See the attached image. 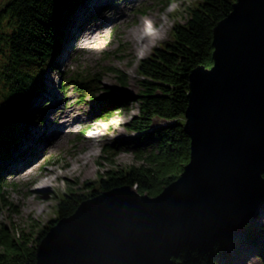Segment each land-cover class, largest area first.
<instances>
[{
    "label": "water",
    "instance_id": "obj_1",
    "mask_svg": "<svg viewBox=\"0 0 264 264\" xmlns=\"http://www.w3.org/2000/svg\"><path fill=\"white\" fill-rule=\"evenodd\" d=\"M211 67L188 80L190 160L158 195L130 186L83 201L41 239L36 264H171L227 239L264 208V0H237L212 30Z\"/></svg>",
    "mask_w": 264,
    "mask_h": 264
},
{
    "label": "rangeland",
    "instance_id": "obj_2",
    "mask_svg": "<svg viewBox=\"0 0 264 264\" xmlns=\"http://www.w3.org/2000/svg\"><path fill=\"white\" fill-rule=\"evenodd\" d=\"M5 1L0 0V5ZM199 1L108 0L98 5L92 0L76 2L59 29L50 66L39 72L43 89L35 94L27 113L12 131L16 141L11 143L10 156L0 158V177L7 201L5 205L0 197L1 221L13 226L15 232L24 230L37 236L57 218L58 201L70 189L84 194L89 186L84 183L98 187L106 170L142 162L137 135L126 127L139 111L138 65L154 48L171 39L174 25L186 22L189 9ZM139 9H144V13ZM100 18L104 22H99ZM84 22L86 30L93 28L90 42L84 47L73 45L66 53L61 40L70 37L77 27L82 29ZM141 23L143 27L148 24L142 36L148 34L151 40L136 51L128 32L142 27ZM68 40V44L73 42ZM111 68L125 74V84L120 83L118 72ZM77 73L86 78L89 86L81 92L75 90L71 81ZM74 109L88 112L63 127L64 136L58 140L56 133L50 131L58 128L59 121L46 128L45 122L57 111L67 113ZM164 123L159 118L154 121L155 126ZM35 126L39 140L31 136ZM48 135L51 142L41 147L43 136ZM35 153L37 159L28 161ZM31 165L30 171L19 174ZM44 182L49 185L36 194L28 191ZM250 225L254 228V241L246 240L245 227L228 237V256L219 258L220 264H264V208Z\"/></svg>",
    "mask_w": 264,
    "mask_h": 264
},
{
    "label": "trees",
    "instance_id": "obj_3",
    "mask_svg": "<svg viewBox=\"0 0 264 264\" xmlns=\"http://www.w3.org/2000/svg\"><path fill=\"white\" fill-rule=\"evenodd\" d=\"M77 1L6 0L0 5V107L4 111L0 114V158L10 156L11 143L16 141L12 131L27 113L35 94L43 89L39 72L50 66L59 29ZM236 1L200 0L189 9L186 22L174 25L171 39L139 63V111L126 127L137 135L142 162L106 170L98 187L84 183L89 185L84 194L70 189L58 201L57 218L37 236L24 230L15 232L13 226L0 220V264H36L41 239L83 201L123 186L156 196L181 175L190 160V139L183 129L188 77L197 66H212V30L232 11ZM111 69L125 84V74ZM71 81L77 92L89 88L86 78L78 73ZM156 118L165 123L155 126ZM3 186L0 177V197L6 205ZM244 234L246 240L254 241L252 225L245 227ZM227 256L226 241L219 239L207 245H184L171 264H220L219 258Z\"/></svg>",
    "mask_w": 264,
    "mask_h": 264
},
{
    "label": "bare ground",
    "instance_id": "obj_4",
    "mask_svg": "<svg viewBox=\"0 0 264 264\" xmlns=\"http://www.w3.org/2000/svg\"><path fill=\"white\" fill-rule=\"evenodd\" d=\"M94 1H97V5L98 4H102V3H106V1H108V0H92V2L94 3ZM90 2V1H89ZM93 3H91V5H90V8L93 6ZM105 4H103L102 6H104ZM96 6V5H95ZM94 6V7H95ZM90 8H87V11H89V9ZM111 8V7H110ZM109 8V9H110ZM109 9H108V11H109ZM107 12V11H106ZM118 15H115L114 17L116 18ZM104 18H100V20H99V22H104ZM84 24H86L85 22L83 23V26H81V28L82 29H80L79 27H77L76 29H74L73 30V32H72V34L70 35V37H68L66 40L65 39H62L61 41L63 42L62 44H61V48H62V50H64L66 53H67V51H68V49H73L72 47H73V45H78V46H84L85 45V43L86 42H90V38L92 37L91 35H93V33L91 32L92 30H93V28L92 29H89V30H86L85 29V25ZM141 26H142V23L140 24ZM148 26V24L147 23H145L144 24V27L142 26V27H140V26H137V27H135V28H133L132 30H130L129 32H128V36L130 37V38H132L133 39V41H134V44H133V46H134V49L136 50V51H138L142 46H143V43H145V42H148V41H150L151 40V38H150V36L148 35V34H146V35H143L142 36V33L143 32H145V28ZM79 30V31H78ZM87 31V33H86V31ZM87 34V35H86ZM85 36H87V38L85 37ZM68 39H70V40H72L73 39V42L71 43V44H68V42H69V40ZM51 81V80H50ZM52 91V90H51ZM81 109H74V110H71V111H69V112H67V113H64V111H62V112H59V111H57V112H55L54 114H53V116H51L50 118H48V121L47 122H45L46 123V125H45V128L46 127H48L49 126V124L50 123H55V122H57V124H58V121H59V126H58V128H56V129H52L53 131H50V134H53V133H56V135L58 136L57 138H58V140H60V139H62L63 138V134H64V131H63V127H66V125L67 124H69V122H71L72 120H79L80 118H82L83 117V115L84 114H87V113H85V112H88V111H80ZM65 120H67V122L65 121ZM36 125H37V123H36ZM68 128V127H67ZM38 130V128H37V126H35L34 128H33V131H32V133H31V136L32 135H34V139H38L39 140V138H37L38 137V135H36L35 133H36V131ZM51 137V136H50ZM49 137V135L48 136H43V141H44V143L43 144H41L40 146L41 147H44V145H45V143H48V142H51V138ZM91 147H92V145H90ZM36 153H37V150L35 151ZM32 154L33 156L32 157H30L29 159H28V161H32V160H34V159H37L36 157H38V155L37 154ZM27 161V162H28ZM25 162V160L23 159V160H21V162L20 163H24ZM21 164V165H22ZM19 164H17V166H18ZM20 165V166H21ZM31 167H32V165L30 166V167H28V168H26L24 171L22 170V171H20L19 172V174H24V172L25 173H27L28 171H30L29 169H31ZM49 184H47L46 182H44L43 183V186H41V185H38V186H33V187H30V188H28V191L31 193V194H36L37 192H38V190L39 189H41V188H46L47 186H48ZM33 205H36V204H34L33 203ZM225 241H226V239H225Z\"/></svg>",
    "mask_w": 264,
    "mask_h": 264
}]
</instances>
